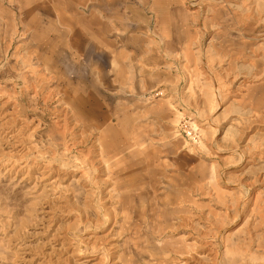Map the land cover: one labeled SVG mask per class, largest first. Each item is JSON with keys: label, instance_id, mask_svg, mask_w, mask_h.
Listing matches in <instances>:
<instances>
[{"label": "rangeland", "instance_id": "obj_1", "mask_svg": "<svg viewBox=\"0 0 264 264\" xmlns=\"http://www.w3.org/2000/svg\"><path fill=\"white\" fill-rule=\"evenodd\" d=\"M169 1L0 0V111L28 123L20 174L7 172L15 158L0 142V264H25L17 245L49 251L48 209L71 232L99 214V228L77 235L108 234L109 251L132 264H210L204 243L237 264H264V0H198L201 20L223 4L224 18L210 17L224 28L199 25L189 55L181 32L166 37L162 26L180 10L193 25L199 8ZM233 13L250 16L249 38ZM100 143L104 163H92ZM46 162L75 177L52 188L56 175L37 169ZM171 212L174 223L158 221Z\"/></svg>", "mask_w": 264, "mask_h": 264}, {"label": "bare ground", "instance_id": "obj_2", "mask_svg": "<svg viewBox=\"0 0 264 264\" xmlns=\"http://www.w3.org/2000/svg\"><path fill=\"white\" fill-rule=\"evenodd\" d=\"M212 1V0H211ZM183 3V5L186 6V3L189 4V7L193 6L199 8L198 10H193V15H191L192 17V22L193 25L189 24V19L186 15H184V13L179 12V21H176L175 17H173V15L171 16V12H169V16H171V18L168 19V24L169 27H166L165 24L163 27V31H164V36L168 37V35H170L169 33V28L171 29H176L177 32H181L182 38L181 40L184 38L183 43H181L182 45H184V50L189 54V51H191V49L193 48V46L195 44H198L196 42V38H195V34L194 32H199L197 31V29L200 28V26H203L202 29L207 32L209 34L208 31V27L211 25H216V26H220L223 30L224 26L222 27V23L221 21L218 22V24H212V16H216L217 19L221 20L223 19V11H224V7L221 5V9H218V11H216V9L214 7H211L212 11L214 12L212 14L211 11H209V13H206L205 15H207V17H205V20H201V16L202 13H204V6L203 2H200L198 0H171L169 1L170 7L176 6L179 7L181 4ZM207 3V2H206ZM221 3V2H220ZM210 4H212L210 2ZM215 5V4H214ZM218 7V6H217ZM188 11V10H187ZM233 12V11H231ZM234 14V13H233ZM211 15V17H210ZM186 16V17H185ZM232 16V15H231ZM229 17V16H228ZM190 18V17H189ZM230 18V17H229ZM237 15L234 14L232 16V19L237 22V23H244L245 22V27L243 28L244 31H242V35L243 37H248L247 32H249L246 27L248 26V20L250 19V16L248 14H246V16L244 15L242 17L241 20H237ZM223 21V20H222ZM200 25V26H199ZM233 26V25H232ZM27 27V26H26ZM29 27V26H28ZM194 27V28H193ZM230 27V26H229ZM39 29V28H38ZM195 29V31H194ZM226 29V28H225ZM221 30V29H220ZM43 31H45L43 29ZM49 31V30H48ZM52 31V30H51ZM224 32V31H223ZM44 33V32H43ZM204 33V32H203ZM212 33V32H211ZM48 34V33H47ZM210 35V34H209ZM96 36V35H95ZM99 36V35H98ZM96 36V37H98ZM231 36V35H230ZM213 37V36H212ZM236 37V36H235ZM32 38H34L32 36ZM214 38V37H213ZM249 38V37H248ZM256 38V37H255ZM113 39V38H112ZM228 39V38H227ZM236 39V38H235ZM206 40V39H205ZM110 41V40H109ZM164 41V40H163ZM201 41V40H200ZM199 41V42H200ZM229 41V40H228ZM40 42V41H39ZM111 42V41H110ZM205 42V41H204ZM232 42V41H231ZM165 43V42H164ZM166 47L167 49H169L170 51L172 50V46L169 44V42L166 43ZM91 46V45H90ZM162 46V45H161ZM165 46V44H164ZM211 46V45H210ZM114 47V46H112ZM196 47V46H195ZM97 48V47H96ZM103 48V47H102ZM158 48V47H157ZM222 48V47H220ZM44 49V48H42ZM156 49V48H155ZM166 49V48H165ZM164 49V50H165ZM203 49V48H202ZM211 49V48H210ZM208 49V51L210 50ZM168 50V51H169ZM183 50V49H182ZM214 51L218 52L217 49H213ZM237 50V49H236ZM247 50V49H246ZM113 51V50H112ZM150 51V49H149ZM196 51V50H195ZM194 51V52H195ZM238 51V50H237ZM236 51V52H237ZM42 52V51H41ZM46 52V51H45ZM160 52V51H159ZM228 52V51H227ZM246 52V51H245ZM106 53V52H105ZM149 53V52H147ZM177 53V52H176ZM222 53V52H221ZM48 54V53H46ZM121 54V53H120ZM223 54V53H222ZM119 55V54H118ZM122 55V54H121ZM174 55V54H173ZM187 55V54H186ZM215 55V54H214ZM243 55V54H242ZM245 55V54H244ZM218 56V55H217ZM220 56V55H219ZM224 56V55H223ZM237 57V56H236ZM94 58V57H93ZM103 58V57H102ZM117 58V57H116ZM138 58V57H137ZM227 58V57H226ZM95 60V59H94ZM129 60V59H128ZM206 60V59H205ZM242 60V59H241ZM53 61V60H52ZM130 61V60H129ZM237 61V60H236ZM205 62V61H204ZM235 62V61H233ZM262 62V61H261ZM259 63V61H258ZM131 64V63H130ZM244 64V63H243ZM44 65V64H43ZM77 65V64H76ZM81 65V63H80ZM250 65V64H248ZM252 65V64H251ZM254 65V64H253ZM52 66V63H51ZM57 66V64H56ZM130 66V65H129ZM255 66V65H254ZM261 67V66H260ZM120 68V67H119ZM132 68V67H130ZM203 68V67H202ZM230 68V67H229ZM135 70V69H134ZM207 70V69H205ZM230 70V69H229ZM228 70V71H229ZM233 70V69H232ZM234 70H236L234 68ZM260 70V68H259ZM103 71V70H102ZM113 71V70H111ZM123 71V70H122ZM200 71V70H199ZM258 71V70H257ZM206 72V71H204ZM226 72V71H225ZM233 72V71H232ZM263 72V71H262ZM124 73V72H123ZM207 73V72H206ZM210 73V72H209ZM104 74V73H103ZM131 74V73H130ZM215 75V73H213ZM254 74V73H253ZM115 75V74H114ZM122 75V74H121ZM200 75V72H199ZM264 75V74H263ZM105 76V74H104ZM131 76V75H129ZM135 76V75H134ZM72 77V76H71ZM76 77V76H75ZM133 77V75H132ZM215 77V76H213ZM131 78V77H130ZM204 78V77H203ZM118 79V78H117ZM210 79V78H209ZM263 79V78H261ZM256 80V79H255ZM72 81V79H71ZM124 82V81H123ZM119 83V82H118ZM121 83V82H120ZM134 83V82H133ZM249 83V82H247ZM117 84V83H116ZM132 84V83H131ZM202 85V84H201ZM131 87V86H130ZM133 87V86H132ZM78 93V92H77ZM74 94V93H73ZM22 95V94H21ZM79 95V94H78ZM236 96H240V95H236ZM245 98V97H244ZM70 99V98H69ZM23 100V99H22ZM79 100V99H78ZM85 100V99H84ZM86 101V100H85ZM89 101V100H88ZM76 106V105H75ZM83 106V105H82ZM241 106V105H240ZM87 107V106H86ZM69 108V107H68ZM88 108V107H87ZM250 108V107H249ZM78 109V108H77ZM67 111V110H66ZM93 112V111H92ZM95 112V111H94ZM71 114V111H70ZM72 115V114H71ZM65 116V115H64ZM89 116V115H88ZM15 117V116H14ZM8 115L6 113H4V109L0 111V119H4L7 121H4L0 124V142L2 141L3 144L2 145H10L11 151L8 152L7 154H10V158H15L14 160L12 159V162H10L9 164V168L7 170V172L9 173H13V171H16L18 165H17V161L22 157L21 153H23L26 150L25 145L22 143V135L23 131L27 128L28 123H26L25 121L23 122H16V119L12 118H8ZM89 118V117H88ZM84 119V118H83ZM21 120V119H20ZM85 121V120H84ZM89 121V120H88ZM98 121V120H97ZM60 123H62V125L67 124V120L65 121V119L59 120ZM87 122V121H86ZM75 123V122H74ZM82 124V123H81ZM80 124V125H81ZM100 124V123H99ZM91 125V124H89ZM88 126V125H87ZM259 127V126H258ZM97 128V127H96ZM71 129V128H70ZM101 129V127H100ZM260 129V128H259ZM258 129V130H259ZM254 130H257V128H254ZM262 130H264V124L262 125ZM99 135V133H98ZM79 137V136H78ZM79 139V138H78ZM74 143H72L73 147H79L81 150H83V148H85L84 144L85 141L83 140H78ZM83 139V136H82ZM133 141V140H132ZM20 144V145H19ZM95 144V143H94ZM97 145H94L93 148H95ZM105 148V145L100 143L99 145V149L100 152H98L97 150H94L95 155L94 157L91 159L92 163L95 162H103L104 163V155L102 157V159H100V156H102L101 154L102 148ZM85 152V151H83ZM88 152V151H87ZM85 152V153H87ZM241 152V151H240ZM90 153V152H89ZM242 153V152H241ZM178 153H176L177 155ZM244 154V153H242ZM69 155V154H68ZM172 156V155H171ZM250 156V155H248ZM16 157H18V159H16ZM252 158V156H250ZM249 158V157H248ZM251 158L248 159V161L246 162H250ZM244 160V159H243ZM241 160V161H243ZM246 160V159H245ZM38 170L42 169V172H44L43 174L46 173H53L54 175H56L55 180L52 182L54 183L52 188H57L59 187V184L64 182V181H68L69 179H73V177H75L73 174H75L74 172L76 170H68L65 167H60L58 165H55L54 167L51 165V163L46 162L44 164L40 163L38 164ZM37 167V166H36ZM177 167V166H176ZM26 168V166H21L20 169L17 172V174H20V172L22 170H24ZM30 172V171H29ZM23 173V172H22ZM137 173V172H136ZM187 173V172H186ZM188 174V173H187ZM51 175V174H50ZM78 176V175H77ZM188 177L191 178V175H188ZM25 178V177H24ZM86 178V175L81 172V175L79 177L80 180H84ZM173 179V178H172ZM186 179V178H185ZM181 181V180H180ZM51 184V183H50ZM184 184V183H181ZM187 184V182H186ZM192 185H189L192 188V191L196 192V185L194 184V182L191 183ZM46 186V185H45ZM86 187V185H85ZM45 188V187H43ZM153 192H154V196H156V186L153 185ZM157 199V198H156ZM44 200V202H48L49 200H47V198L43 199L41 198V200H38V202H42ZM126 200V199H125ZM107 201V200H106ZM105 201V202H106ZM128 201V200H127ZM118 202L120 205L121 204V200L118 199ZM175 204H177L176 202H174ZM131 204V203H130ZM159 205V204H158ZM160 207V206H159ZM106 210L109 209V207H107V205H105ZM145 208V207H144ZM159 209V208H158ZM175 209L177 210L178 207ZM189 209L188 207H186L185 210ZM188 212V211H186ZM170 213V211H169ZM169 213H162V217L158 219L159 220H165L167 219V222L171 221L172 223H174V217H171L173 214L171 212V214ZM174 213V212H173ZM45 218L46 220H48L45 223V229L46 231H48V229L52 226V230L49 231V234L51 236V238L47 239V240H43V245L45 246V244H50L48 250L49 251H43L40 250L38 253H32L30 251H24V252H18L20 251L21 246L17 245L16 246V252L20 253L18 254L19 256H17V259L19 261H24L25 264H106L107 263V259H109V263L108 264H132V260H131V256L128 258L127 262L125 261V259L123 257L117 256L116 253H111L109 251V249L111 247H113L115 244H111V239L109 238V236H107L108 234L104 235V236H96L95 234L92 235L91 237H88L86 239L82 238L80 235H77L79 231H84V232H88L90 231V229L92 227L95 228H99L100 225H102L101 223H99V221H101L100 219V215L98 214V218L95 221H91L90 218L86 217V215L80 216L78 218L77 221V225H75L74 227H72V232L68 231V229H64L60 226L57 227V222L59 220H61L55 213L54 211H51V209L46 210L45 212ZM188 216H182L179 219V227L181 226H189V220L187 219ZM157 220V219H156ZM177 221V219H176ZM178 222V221H177ZM57 227V228H55ZM164 228V227H163ZM168 228V227H167ZM171 228V227H169ZM52 231H54L53 233H51ZM78 236V237H76ZM101 238V240H100ZM110 241V242H109ZM109 242V243H108ZM209 243H204L202 244V246L205 248L204 253L206 255V260L208 262H210V264H237L236 263V259H226V257H220L219 255H217V253H215V251L209 247ZM96 248H106L108 250L107 254L103 255H97L94 256L92 260H90L89 258L85 259V257H90L89 252L96 249ZM188 248V247H187ZM187 248H185L184 250H186ZM110 252V254H108ZM119 253V252H118ZM177 253H181L180 251H177ZM183 253V252H182ZM110 255V256H109ZM83 259H85L83 262H81ZM97 261V262H96ZM175 262H173L174 264ZM182 264H207L203 261V259L200 258V256L198 257V259H193V257L191 256H187L184 257L183 261L181 262Z\"/></svg>", "mask_w": 264, "mask_h": 264}, {"label": "crops", "instance_id": "obj_3", "mask_svg": "<svg viewBox=\"0 0 264 264\" xmlns=\"http://www.w3.org/2000/svg\"><path fill=\"white\" fill-rule=\"evenodd\" d=\"M171 1V0H170ZM169 6H170V4H169Z\"/></svg>", "mask_w": 264, "mask_h": 264}]
</instances>
